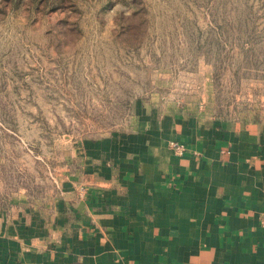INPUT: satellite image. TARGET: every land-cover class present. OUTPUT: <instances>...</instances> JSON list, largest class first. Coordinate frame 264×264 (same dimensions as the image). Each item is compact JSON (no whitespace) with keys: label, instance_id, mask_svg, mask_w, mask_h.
I'll return each mask as SVG.
<instances>
[{"label":"rangeland","instance_id":"rangeland-1","mask_svg":"<svg viewBox=\"0 0 264 264\" xmlns=\"http://www.w3.org/2000/svg\"><path fill=\"white\" fill-rule=\"evenodd\" d=\"M167 105L264 119V0H0V182Z\"/></svg>","mask_w":264,"mask_h":264},{"label":"crops","instance_id":"crops-1","mask_svg":"<svg viewBox=\"0 0 264 264\" xmlns=\"http://www.w3.org/2000/svg\"><path fill=\"white\" fill-rule=\"evenodd\" d=\"M73 147L50 186L0 182V264H264V119L148 107Z\"/></svg>","mask_w":264,"mask_h":264},{"label":"built area","instance_id":"built-area-1","mask_svg":"<svg viewBox=\"0 0 264 264\" xmlns=\"http://www.w3.org/2000/svg\"><path fill=\"white\" fill-rule=\"evenodd\" d=\"M176 149L180 152L182 150V145H175Z\"/></svg>","mask_w":264,"mask_h":264}]
</instances>
